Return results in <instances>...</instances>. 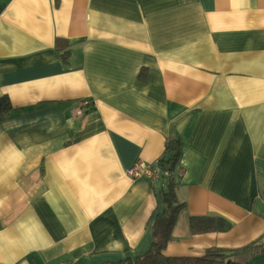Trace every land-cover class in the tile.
Returning a JSON list of instances; mask_svg holds the SVG:
<instances>
[{
    "label": "crops",
    "instance_id": "obj_1",
    "mask_svg": "<svg viewBox=\"0 0 264 264\" xmlns=\"http://www.w3.org/2000/svg\"><path fill=\"white\" fill-rule=\"evenodd\" d=\"M2 97L0 264L143 256L171 185L166 256L263 236L264 0H0ZM168 152L170 177L126 174Z\"/></svg>",
    "mask_w": 264,
    "mask_h": 264
},
{
    "label": "trees",
    "instance_id": "obj_2",
    "mask_svg": "<svg viewBox=\"0 0 264 264\" xmlns=\"http://www.w3.org/2000/svg\"><path fill=\"white\" fill-rule=\"evenodd\" d=\"M10 109L9 99L0 98V122ZM162 162L166 167L169 160L164 156ZM159 206L153 213V240L148 252L134 259L108 264H245L253 257L264 254L263 234L261 238L237 249L210 248L199 257H168L163 252L171 241V231L178 213L184 207V204L177 200L173 185L160 193ZM230 229L231 223L223 218L191 217L189 219L191 234L227 232Z\"/></svg>",
    "mask_w": 264,
    "mask_h": 264
},
{
    "label": "built area",
    "instance_id": "obj_3",
    "mask_svg": "<svg viewBox=\"0 0 264 264\" xmlns=\"http://www.w3.org/2000/svg\"><path fill=\"white\" fill-rule=\"evenodd\" d=\"M162 161L163 158L151 163L138 160L126 171V174L135 179L143 177L151 182H156L159 178H168L171 176V171L168 167L163 166Z\"/></svg>",
    "mask_w": 264,
    "mask_h": 264
},
{
    "label": "water",
    "instance_id": "obj_4",
    "mask_svg": "<svg viewBox=\"0 0 264 264\" xmlns=\"http://www.w3.org/2000/svg\"><path fill=\"white\" fill-rule=\"evenodd\" d=\"M171 156H170V154H167V159H169Z\"/></svg>",
    "mask_w": 264,
    "mask_h": 264
},
{
    "label": "rangeland",
    "instance_id": "obj_5",
    "mask_svg": "<svg viewBox=\"0 0 264 264\" xmlns=\"http://www.w3.org/2000/svg\"><path fill=\"white\" fill-rule=\"evenodd\" d=\"M164 158V157H163ZM169 168V167H168ZM170 169V168H169ZM171 171V170H170Z\"/></svg>",
    "mask_w": 264,
    "mask_h": 264
}]
</instances>
